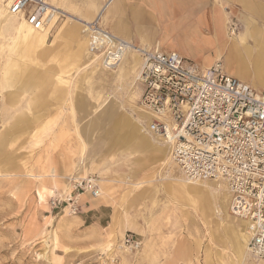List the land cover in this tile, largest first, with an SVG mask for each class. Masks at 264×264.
<instances>
[{"label": "rangeland", "instance_id": "obj_1", "mask_svg": "<svg viewBox=\"0 0 264 264\" xmlns=\"http://www.w3.org/2000/svg\"><path fill=\"white\" fill-rule=\"evenodd\" d=\"M14 22L0 26V264H248L234 250L242 222L214 180L178 183L173 163L138 145L126 84L90 64L91 48L78 53L87 32L56 25L22 53ZM253 86L264 87V73ZM76 177H94L103 197L73 203Z\"/></svg>", "mask_w": 264, "mask_h": 264}, {"label": "built area", "instance_id": "obj_2", "mask_svg": "<svg viewBox=\"0 0 264 264\" xmlns=\"http://www.w3.org/2000/svg\"><path fill=\"white\" fill-rule=\"evenodd\" d=\"M7 11L34 29L68 13L50 0H6ZM85 31L102 63L116 69L134 46L141 58L138 103L150 116L149 130L171 147L181 171L192 180L222 179L231 194V212L249 223V248L264 258V89L229 74L221 59L202 67L176 51L135 44L104 28L99 19ZM94 177L70 181L66 196L78 202L84 192L97 195ZM51 200L57 207L64 199ZM130 246L139 242L125 238Z\"/></svg>", "mask_w": 264, "mask_h": 264}, {"label": "crops", "instance_id": "obj_3", "mask_svg": "<svg viewBox=\"0 0 264 264\" xmlns=\"http://www.w3.org/2000/svg\"><path fill=\"white\" fill-rule=\"evenodd\" d=\"M50 1L86 21L101 12L102 26L115 35L135 44L176 51L202 67L221 59L229 74L251 86L264 73V0ZM75 25L74 33L85 31L84 25ZM231 25L236 27L234 34ZM89 38L82 41L79 55L90 50Z\"/></svg>", "mask_w": 264, "mask_h": 264}, {"label": "bare ground", "instance_id": "obj_4", "mask_svg": "<svg viewBox=\"0 0 264 264\" xmlns=\"http://www.w3.org/2000/svg\"><path fill=\"white\" fill-rule=\"evenodd\" d=\"M67 15H68L67 16L68 19L67 20L64 19L60 23L56 22V20L54 18H52L49 21V23L47 24V26H45L44 28H42V29H34L29 24H27L24 19L20 18L17 14L9 13L7 11V8H6V0H0V26H3L5 24H9V23L11 24V22L13 23V21H15L14 22L15 27H14V35H13L14 36L13 45H17L16 47L19 48V50H21L22 53L26 49L31 47L32 45L39 46V44H41L42 41H44L43 40L44 39V35L50 33V30L56 25L59 26V25L64 24L66 22L67 23L76 22L77 24L80 23V24L85 26V24L87 22H90V21L83 20V19H81L79 17H76L74 15H71V13L70 14L68 13ZM100 15H101V12L98 13L95 16L94 20L99 19ZM11 17L18 18L21 21H17L15 18L11 19ZM235 29H236V27L234 25H231V27L229 28L231 34L235 33L234 32ZM88 41H89V45H90V48H91V52H92V54H94V55H92L93 59H92L90 64H95L96 68H98L100 70L102 69L104 71L106 70L108 72V70H110V69L106 68V66L103 65L101 53L98 52L97 50L92 49L93 46L91 44V39L90 38H89ZM35 53H36L35 55H38V51H35ZM140 63H141V58H140L139 54L136 52L134 46L129 45V47L125 50V52H124L120 62L118 63L116 69L112 70L113 74L116 76V78L121 83H122V81H124L128 91L130 92L131 99L133 100V102L131 104V108L127 112L129 120L126 121V125H128L133 130L134 137H137V140L139 141L138 145L142 146L143 148H145L147 150V153H150L149 155L153 159L159 161V164L161 162L165 166H167V165L173 163L178 168V170L180 171L181 175H172L171 174L170 178L172 180H175L178 183L179 182H184V183H187L188 186L193 187V186L199 184L200 181H203L205 179L192 180V179H189L188 177H186V175L181 171V169L179 168L177 163L174 161V159L172 157V154H171L170 145H168L167 143L163 142L161 139L156 137L148 128V123H149V120H150V116H149V114L147 112H145L142 109L141 105L137 101V98L140 95V87H139V84H138L136 78H137V74H138ZM222 64H223V62H222ZM60 75H62V74H60ZM261 79H263V78H261ZM51 94L54 95V94H58V93L56 92L55 89H53ZM56 98H57V96H56ZM85 150H86V145L83 143L82 144V149H81V155L84 154ZM167 154L169 155L168 159H167ZM213 180H214V183H215V188L220 190L221 197H219V198H221L222 202L224 203L223 204L224 210L228 211L227 213L229 215H232L233 217L239 218L241 220V222H242L239 225L237 224V230L234 233V235H235L234 250H235V255H236L237 259L240 262L247 261L248 264H263V263L252 262V261H256V262L257 261H263L264 258H260V257L255 256L251 252V250L249 248V241H250L251 234L249 232V223L247 222V220H244V219H242L240 217H237L230 210L231 194H230V191H229V188H228V184L222 179H213ZM217 181H223V182H217ZM225 187H226V190H227V192L229 194L228 195L229 196L228 200H226V199L223 200V198H222L223 194L221 193V190H222V188H225ZM101 190H105L104 185L101 187ZM99 191H100V189H99ZM99 193L100 192H98V194ZM102 193H104V192L101 191V194ZM220 194H218V195H220ZM97 195L93 196V200L94 201H98L99 198L102 197L101 195H99V196H97ZM217 205H218V203H217ZM237 223H239V222H237ZM249 234H250V237H249ZM231 238H233V237H231Z\"/></svg>", "mask_w": 264, "mask_h": 264}]
</instances>
